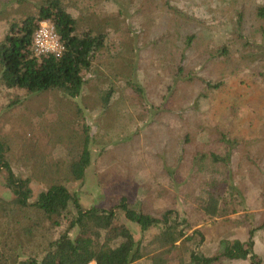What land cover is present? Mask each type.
<instances>
[{
  "label": "rangeland",
  "instance_id": "rangeland-1",
  "mask_svg": "<svg viewBox=\"0 0 264 264\" xmlns=\"http://www.w3.org/2000/svg\"><path fill=\"white\" fill-rule=\"evenodd\" d=\"M45 1L0 0V41L9 23ZM59 2L76 33L102 36L103 45L76 99L7 90L0 80V142L13 173L30 179L29 202L58 182L83 209L108 210L126 198L129 209L154 218L174 210L171 219L185 222L180 229L192 226L187 236L201 233L200 244L185 246L204 257L255 231L264 264V0ZM84 143V179L67 181ZM4 181L0 175V200L11 201ZM13 219L0 210V264L39 257L64 230L27 234L31 223ZM118 225L142 244L144 257L134 264H150L157 231L141 233L122 212ZM176 245L171 257L183 254Z\"/></svg>",
  "mask_w": 264,
  "mask_h": 264
},
{
  "label": "trees",
  "instance_id": "trees-1",
  "mask_svg": "<svg viewBox=\"0 0 264 264\" xmlns=\"http://www.w3.org/2000/svg\"><path fill=\"white\" fill-rule=\"evenodd\" d=\"M259 15H263L262 11ZM41 21L52 24L64 48L59 58L33 55L32 36ZM6 32L8 34L0 41V80L5 89L24 90L28 95L59 91L70 99L81 95L83 74L88 72L95 54L102 48V36L76 33L74 19L61 7L59 0L41 3L33 15L9 23ZM134 88L139 92L138 87ZM109 98L104 97L105 106ZM6 151L0 142V175H4V186L13 197L11 201L0 200V210L14 221L20 217L27 219L31 223V227L24 228L27 234L32 229L49 231L64 228L55 240L48 242L47 249L39 257L29 256L12 264H134L144 257L143 247L128 228L118 225L119 212L127 221L137 224L141 233L150 229L157 231L152 241L159 250L148 258L150 264H224L225 261L247 259L251 264H260L252 239L255 231L248 232L246 242L225 243L220 254L204 257L185 246L193 240L200 244L203 241L201 233L194 230L187 236L184 231L192 229V226L180 229L185 222L176 224L171 219L178 217L174 210L154 218L141 208L137 211L129 209L126 198H121L115 207L108 210L97 207L83 209L78 194L58 182L40 192L30 203V179L19 178L13 173ZM89 165L90 152L84 143L78 159L67 165L65 180L82 181ZM207 202L212 203L211 200ZM263 228L264 224L260 229ZM177 243L178 248L185 247L183 254L171 257Z\"/></svg>",
  "mask_w": 264,
  "mask_h": 264
},
{
  "label": "built area",
  "instance_id": "built-area-1",
  "mask_svg": "<svg viewBox=\"0 0 264 264\" xmlns=\"http://www.w3.org/2000/svg\"><path fill=\"white\" fill-rule=\"evenodd\" d=\"M32 50L35 57L53 56L59 58L64 48L49 21H41L32 36Z\"/></svg>",
  "mask_w": 264,
  "mask_h": 264
},
{
  "label": "crops",
  "instance_id": "crops-1",
  "mask_svg": "<svg viewBox=\"0 0 264 264\" xmlns=\"http://www.w3.org/2000/svg\"><path fill=\"white\" fill-rule=\"evenodd\" d=\"M260 230V229H259ZM259 230L257 232H259ZM253 239V238H252ZM257 241H259V239H257ZM254 247H256V243H254ZM255 249V248H254ZM94 264V263H91Z\"/></svg>",
  "mask_w": 264,
  "mask_h": 264
}]
</instances>
